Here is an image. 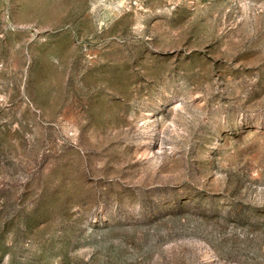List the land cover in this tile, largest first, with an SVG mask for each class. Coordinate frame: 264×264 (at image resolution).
I'll return each mask as SVG.
<instances>
[{
	"label": "rangeland",
	"instance_id": "rangeland-1",
	"mask_svg": "<svg viewBox=\"0 0 264 264\" xmlns=\"http://www.w3.org/2000/svg\"><path fill=\"white\" fill-rule=\"evenodd\" d=\"M0 264H264V0H0Z\"/></svg>",
	"mask_w": 264,
	"mask_h": 264
}]
</instances>
